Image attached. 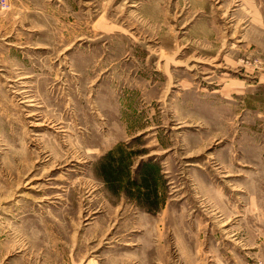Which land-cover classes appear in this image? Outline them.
Returning a JSON list of instances; mask_svg holds the SVG:
<instances>
[{"label": "rangeland", "instance_id": "374dc122", "mask_svg": "<svg viewBox=\"0 0 264 264\" xmlns=\"http://www.w3.org/2000/svg\"><path fill=\"white\" fill-rule=\"evenodd\" d=\"M222 0H0V264H264V41Z\"/></svg>", "mask_w": 264, "mask_h": 264}, {"label": "crops", "instance_id": "0c3cea01", "mask_svg": "<svg viewBox=\"0 0 264 264\" xmlns=\"http://www.w3.org/2000/svg\"><path fill=\"white\" fill-rule=\"evenodd\" d=\"M223 2H229V5H237L240 8L247 9L252 12V17L249 20H253L256 25L261 39L264 41V0H222Z\"/></svg>", "mask_w": 264, "mask_h": 264}]
</instances>
